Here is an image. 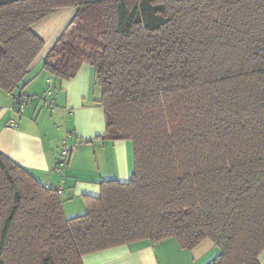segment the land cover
<instances>
[{
  "label": "trees",
  "instance_id": "1",
  "mask_svg": "<svg viewBox=\"0 0 264 264\" xmlns=\"http://www.w3.org/2000/svg\"><path fill=\"white\" fill-rule=\"evenodd\" d=\"M66 8L42 70L70 81L93 69L106 125L96 140L132 142L134 171L66 218L57 189L0 152V264H84L171 238L186 250L210 240L209 264H260L264 0H0V92L16 114L33 102L20 90L45 46L34 27Z\"/></svg>",
  "mask_w": 264,
  "mask_h": 264
},
{
  "label": "crops",
  "instance_id": "2",
  "mask_svg": "<svg viewBox=\"0 0 264 264\" xmlns=\"http://www.w3.org/2000/svg\"><path fill=\"white\" fill-rule=\"evenodd\" d=\"M73 11L72 8L61 9L54 15L68 16L54 34V40L66 27ZM39 24L34 27V31L43 38L45 46L42 53L46 55L51 45L47 36L57 27L53 28L48 23ZM47 75L52 82L30 72V82L20 90V94L33 98V102L21 114L14 113L13 96L7 95V100L0 99V152L28 170L47 188L62 187L64 213L74 217L80 210L72 197H98L99 183L103 180L123 183L130 180L134 171L133 145L130 141L96 140L105 134V113L98 104L100 94L96 90L94 72L89 65H83L78 75L70 81H59ZM49 91L52 93L50 98L46 95ZM41 96L48 99L47 102L41 100ZM65 136H70L67 141L76 143L78 149L72 154L67 167H60L57 159ZM97 148H103L100 161ZM100 162L103 168H100ZM216 254V247L208 239L196 248L186 250L180 247L176 239L171 238L155 245L145 240L89 254L83 257V262L209 264ZM258 261L264 264V252Z\"/></svg>",
  "mask_w": 264,
  "mask_h": 264
},
{
  "label": "rangeland",
  "instance_id": "3",
  "mask_svg": "<svg viewBox=\"0 0 264 264\" xmlns=\"http://www.w3.org/2000/svg\"><path fill=\"white\" fill-rule=\"evenodd\" d=\"M59 12H60V10H59ZM57 13H58V11H57ZM57 13H54L53 15H51V16H49L47 19H45V20H43L40 24L41 25H44V24H49L50 26H52L53 28L54 27H57V29L53 32H51L50 34H48V36H47V38H48V40H49V42L51 41V45H50V48L48 49V51H47V53H46V55L48 54V52L51 50V48H52V46L54 45V43L56 42V40L58 39V37L61 35H59L58 37H57V39H55L54 40V34L57 32V31H59L60 30V28H61V26H63V24H64V22L67 20V18H68V16L66 17V15L65 14H62V15H58V16H54V15H56ZM74 16V11H73V13H72V16L70 17V19H69V21H68V23L71 21V19H72V17ZM68 23H67V25H68ZM39 24V25H40ZM66 25V26H67ZM63 31H64V29H63ZM62 31V32H63ZM61 32V33H62ZM38 34V33H37ZM39 35V34H38ZM40 36V35H39ZM43 39V38H42ZM54 40V41H53ZM42 52H43V50H42ZM40 53L39 54V56L37 57V59L35 60V62H34V64L32 65V67H31V69H30V72H33V74L34 75H36V77H38V76H40V77H43V79H46V78H48L47 76V74L48 73H46V72H44L43 70H42V67H43V60L45 59L44 57H46V55L44 54V53ZM43 55H45V56H43ZM52 77V76H51ZM53 78V77H52ZM97 92H98V95L100 94V89H99V87H97ZM41 98V100H43V101H45V102H47V100L48 99H46L45 97L43 98V96H41L40 97ZM0 99H5V100H7L8 99V96H7V94H5L4 92H0ZM50 101V100H49ZM31 104H32V102H31ZM30 104V105H31ZM49 106V105H48ZM56 106V105H55ZM66 138V139H65ZM65 141H67V136H65L64 137V139H63V141L62 142H65ZM97 146H98V144H96ZM76 152V151H75ZM97 152H98V159H99V157H100V155H102V153H103V148H100V150H98V148H97ZM99 161H100V159H99ZM97 165V164H96ZM99 166H100V168H103V166H102V162H100V164H99ZM72 199V201H76L77 202V209H79L80 211V213H78L77 215H73L74 217H76V216H79V214H84L85 212H86V208L84 209V205L86 206V200H85V198L84 197H82V198H76V197H72L71 198ZM78 201H80V203H78ZM82 201L84 202V205H83V203H82ZM70 203H73V202H70ZM75 203V202H74ZM76 204V203H75ZM65 214V213H64ZM65 216H67L66 218H73V217H70V215H65Z\"/></svg>",
  "mask_w": 264,
  "mask_h": 264
},
{
  "label": "built area",
  "instance_id": "4",
  "mask_svg": "<svg viewBox=\"0 0 264 264\" xmlns=\"http://www.w3.org/2000/svg\"><path fill=\"white\" fill-rule=\"evenodd\" d=\"M48 81L49 82H52L51 78H48ZM51 91H49L46 95L48 96V98L51 97ZM31 104V101L30 99L28 98H21L20 100H18V105H19V110L22 112V110H24L25 106L26 105H30ZM55 106L53 107V109L55 110ZM13 125V122L11 123ZM70 136L67 137V139H69ZM78 149V145L76 143L74 144H70L68 141H65L63 143V146L61 148V151H60V155L57 159V162H58V166L60 167H67L68 163H69V160L72 156V154ZM57 191L59 192V194L62 196L63 194V188L62 187H59L57 189Z\"/></svg>",
  "mask_w": 264,
  "mask_h": 264
}]
</instances>
